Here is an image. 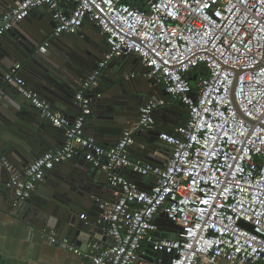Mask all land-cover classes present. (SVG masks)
<instances>
[{"label":"built area","instance_id":"built-area-1","mask_svg":"<svg viewBox=\"0 0 264 264\" xmlns=\"http://www.w3.org/2000/svg\"><path fill=\"white\" fill-rule=\"evenodd\" d=\"M43 6L55 20L54 36L89 22L108 50L78 82L74 119L27 82L21 63L5 73L6 83L67 129L64 144L14 172L8 185L27 201L57 164L83 152L115 190L114 200L99 204L110 245L95 240L83 250L45 228L49 241L86 256L85 264H264V0H19L0 15V38ZM122 56L137 57L168 98L147 101L139 120L105 145L87 135L86 124L102 96L93 93L102 71ZM168 105L185 108L188 121L159 133L160 162L135 157L136 134L154 128L156 112ZM126 170L151 178L150 187ZM159 218L181 227L176 238L157 234L172 229L160 230Z\"/></svg>","mask_w":264,"mask_h":264},{"label":"water","instance_id":"water-1","mask_svg":"<svg viewBox=\"0 0 264 264\" xmlns=\"http://www.w3.org/2000/svg\"><path fill=\"white\" fill-rule=\"evenodd\" d=\"M18 1L0 0V15ZM38 20L40 22L41 19L27 17L15 24L0 39V61L3 66L9 61L21 63L27 82L42 94L41 96L55 104L59 102L58 96L62 92L71 98L69 90L76 92V83L85 79L98 67L103 59L102 53L106 44L103 42L102 34L99 38H84L86 35L83 30L54 36V30H51L45 21L38 23ZM116 60L119 68L111 70L112 62L104 68L99 86L103 88L108 83L115 89L114 92L108 90L104 94L107 104L112 107V113L108 112L105 106L104 118L108 122L98 124L101 130H93L89 134L102 143L118 140L123 130L137 122L141 107L151 99L154 91L167 94L164 88L153 85L146 77L147 68L137 57L122 56ZM129 60L141 67L140 78L137 80L127 73L125 64ZM69 73L76 77L74 80L71 76L70 83L65 82L70 78ZM4 77L5 73L2 75V78ZM190 79L195 80L196 77ZM0 95V209L12 213L20 211L41 230L45 228L58 230L63 237L71 238L83 250L87 249L90 242L100 239L101 234L108 238L107 231L101 227L98 220L97 225L92 217L86 221L81 220L76 215L78 211L76 207L64 205L63 201L73 200L68 193L78 190L77 188L84 183L91 188L96 185L93 184L94 175L73 159L66 161L68 164L60 168V173L56 172V178L46 176V181L43 182H48L47 193L40 199L37 201L17 199L16 187L8 185L12 174L23 173L31 161L51 149H56L58 145L54 141L52 122L43 114L42 118L34 116L28 109L31 104L20 91L8 90ZM176 108L182 109L181 106ZM106 130L109 131L107 135L111 136L110 141L105 139ZM135 141L136 144L140 143L137 139ZM138 177L140 178V175L136 174L134 179ZM41 183L42 180L38 184ZM36 191H33L32 196ZM61 194H66L67 197ZM84 198L89 199L87 195ZM93 215L92 212L90 216ZM158 222L160 230L163 226L172 228L165 233L158 231V235L176 238L177 230L181 227L164 218H159Z\"/></svg>","mask_w":264,"mask_h":264},{"label":"crops","instance_id":"crops-1","mask_svg":"<svg viewBox=\"0 0 264 264\" xmlns=\"http://www.w3.org/2000/svg\"><path fill=\"white\" fill-rule=\"evenodd\" d=\"M50 11L46 7H40L31 13L29 18L33 19H41L40 22L38 20V23L46 22L51 30L53 29V24H55L54 18L50 15ZM86 36L84 38L88 37H96L99 38V35H101L99 29L89 22H86L84 26L81 28ZM54 34V33H53ZM2 38V37H1ZM0 38V39H1ZM103 42L106 44L105 39L103 38ZM108 50V46L106 44V48L103 50L102 56L104 57L105 52ZM1 51V50H0ZM113 66L111 67V70L115 71L119 68V63L116 59L112 61ZM1 67H0V94H3L4 91H20L19 88L14 84H8L5 82V79L2 78V75L10 70V68L13 66V62L9 61L6 63V65H2V62L0 61ZM125 67L127 68L128 75L132 76L134 79L140 78V66L138 63H132V61H127L125 64ZM20 74L26 79V75L24 73V70L21 69ZM70 78L65 81L70 83L72 78L74 80L76 77H73L74 75L72 73H69ZM72 76V78H71ZM27 80V79H26ZM65 84V83H63ZM75 87V86H74ZM79 87L78 83H76L77 90ZM112 85L106 83V85L103 88H95L93 93H97L96 91H99L102 96L97 97L93 103V114L88 117V121L86 124V133L89 135L93 132V130H101L98 127V124H106L108 122L107 119L104 118L105 116V106L108 112L112 113V107L107 104L106 98H105V92L109 90V92H114L115 89L111 88ZM66 88H63V90ZM71 95V98H68L64 92H62L61 95H59V102H56L54 107L57 109L65 111L67 114H69L71 117H75L76 114L79 113V108L77 106V103L75 101V91L69 90ZM39 93V92H38ZM40 94V93H39ZM42 95V94H40ZM1 96V95H0ZM158 96L167 97V94L164 93H158L157 91H154L153 94H151V99L156 98ZM2 101V100H1ZM29 111L36 117L42 118V113L39 112L36 108H34L32 105L28 106ZM183 109H178L175 107H172L171 105H168L166 107H163L159 109L156 112L157 115V124L154 128L139 132L138 135L135 137L137 140H139L140 143H137L132 148V154L137 157L141 158L143 160H146L148 158H151L149 161L153 162H160L158 158L154 156V151L159 147V133L164 130H172L173 127L178 124L180 118L177 114L178 112H182ZM107 112V113H108ZM91 125V126H90ZM52 131L54 133V141L55 144L60 147L62 144L66 141V128H58L52 125ZM109 131H105L106 134V140L110 141L111 136L107 135ZM117 140L113 142H103L105 145L114 144ZM102 143V142H101ZM150 147V150H148ZM73 160L78 163V165H81L89 171L90 174L94 175V183H96L95 187H88L86 183H84L81 187L77 188L78 190L72 191V193H68L72 196L73 200L70 202L63 201L64 205H73L78 210L76 215L79 219L80 215L82 213L87 214V219L92 217V219L95 221L100 219L101 215V208L99 207L100 202L103 199L108 200H114L115 199V190L110 186L106 173L101 169H96L93 166L90 165V163L85 159L84 153L81 152V154L75 156L72 158ZM65 164H68V162H61L57 164L53 170H51L47 176H51L53 178L55 177L56 172L60 173V168L64 167ZM55 172V173H54ZM125 173L129 177H136V174L132 173L129 170H126ZM46 177L42 179V183L38 184L36 186L37 190L33 196L27 200V201H37L40 199L43 195L47 193V186L48 182H43ZM139 184L143 187H150L149 185L152 183L151 178H145L140 176L136 179ZM67 197L66 194H61ZM87 195L89 197L88 200H86L84 197ZM94 208L96 210H94ZM94 210V211H93ZM94 213L93 216H90L91 213ZM58 231V230H57ZM59 232V231H58ZM60 233V232H59ZM62 236V234H61ZM99 242L102 243L101 248L107 247L110 245L111 240L110 238H107L105 234L100 235ZM87 261L86 256L76 254L72 251H69L66 248H63L61 246L52 244L49 239L44 235L42 230L32 224L28 217L24 216L23 213H20V211L12 212H6L4 210L0 209V264H85Z\"/></svg>","mask_w":264,"mask_h":264},{"label":"trees","instance_id":"trees-1","mask_svg":"<svg viewBox=\"0 0 264 264\" xmlns=\"http://www.w3.org/2000/svg\"><path fill=\"white\" fill-rule=\"evenodd\" d=\"M144 1L145 0H125V2L127 3H131L132 5H135V6H142L144 4ZM168 98V97H167ZM183 111L185 112L184 114H182L181 112H178L177 114L179 115V122L178 124H184L188 121L189 119V116H188V113L187 111L185 110V108H182Z\"/></svg>","mask_w":264,"mask_h":264},{"label":"rangeland","instance_id":"rangeland-1","mask_svg":"<svg viewBox=\"0 0 264 264\" xmlns=\"http://www.w3.org/2000/svg\"><path fill=\"white\" fill-rule=\"evenodd\" d=\"M185 110H186V109H185ZM181 113H182V114H184L185 112H184V111H182Z\"/></svg>","mask_w":264,"mask_h":264},{"label":"clouds","instance_id":"clouds-1","mask_svg":"<svg viewBox=\"0 0 264 264\" xmlns=\"http://www.w3.org/2000/svg\"><path fill=\"white\" fill-rule=\"evenodd\" d=\"M135 57V56H134Z\"/></svg>","mask_w":264,"mask_h":264}]
</instances>
